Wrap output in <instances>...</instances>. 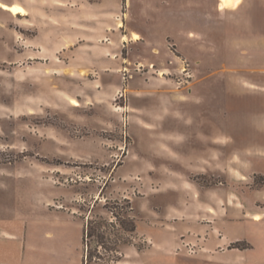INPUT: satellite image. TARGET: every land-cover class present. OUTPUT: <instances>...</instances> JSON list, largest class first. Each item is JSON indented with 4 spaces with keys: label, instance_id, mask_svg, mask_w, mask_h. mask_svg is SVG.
I'll return each instance as SVG.
<instances>
[{
    "label": "rangeland",
    "instance_id": "obj_1",
    "mask_svg": "<svg viewBox=\"0 0 264 264\" xmlns=\"http://www.w3.org/2000/svg\"><path fill=\"white\" fill-rule=\"evenodd\" d=\"M0 2L27 11L0 6V232H26L42 264H218L212 256L244 239L264 261V220L243 215L264 211V157L247 156L264 149V0L237 11L220 0ZM201 132L223 137L219 173L191 177L239 215L221 198L210 218L165 222L155 210L184 204L160 144ZM233 150L248 159L230 160ZM86 220L105 236L88 238L90 262Z\"/></svg>",
    "mask_w": 264,
    "mask_h": 264
},
{
    "label": "crops",
    "instance_id": "obj_2",
    "mask_svg": "<svg viewBox=\"0 0 264 264\" xmlns=\"http://www.w3.org/2000/svg\"><path fill=\"white\" fill-rule=\"evenodd\" d=\"M244 1L245 0H235L233 6L221 10L237 11L242 6ZM139 119H142V117H139ZM144 120L145 119H143V121ZM263 120L264 118H262V120L259 119V123L262 125V133H264ZM146 123L147 125H152V123L149 121ZM172 137L176 138L175 141L179 145H181V143L186 145L191 144L192 151L185 152V150L180 149V151L174 149L168 142V140L172 139ZM222 141L223 137L220 135H209L206 132H201L198 135H191L188 137L181 135H170V137L163 139L160 144L161 153L165 154L169 159H171L173 161V165L168 166L164 164L161 166V168L164 170V172H169L171 175L173 174V176H177L176 178L169 180V187L170 190L180 193V200L184 205L182 208L171 205L168 211L163 213V215L155 210L156 214L162 217V220L165 222H172L181 220L182 218H188L192 221L200 222L202 219H204V216L209 218L210 216H214L211 209L216 210L219 208V206H222L221 198L225 200L226 205L224 206H226V208L229 210V213L231 212V209H233L232 212H234L235 216L239 215L237 211L240 210L236 208L237 205H232L227 201V194L224 198L218 189H216V187L206 185L203 186L199 181L191 177L192 175L213 176L216 175V173H219L217 172V166L220 162V143ZM248 151L249 152L246 151L247 156L250 153H256L255 155L264 157V149ZM235 156L244 160L248 159L245 155L241 154V152L237 150L231 151L228 158L232 160ZM229 163L234 171L232 173L237 171L238 176H240L239 179H244L246 174L244 171L245 168L241 169L236 164H232V162ZM174 164L178 167H174ZM155 168L156 166L152 163H149L147 166L148 171H152ZM227 180L234 182L233 179L230 180V177ZM240 203L243 206L245 205V203ZM245 212V214L243 213L245 218L257 222L264 220V211L251 210L246 207ZM70 214L74 215L75 210H71ZM0 239L7 240L8 243V245H4L3 248H0V264H42V261H44L43 258L41 259L38 257L39 253L40 255L42 254V251H40V248L37 247V245L27 246L28 235L26 232L23 234V231H2L0 232ZM241 239H236L229 236L225 239V242L227 241L226 243H232ZM244 240L249 243V247L245 248L244 250L231 249L227 253L216 254L215 256H212V261L218 264H264V261L247 256L248 253H252L255 250V245L252 242V239ZM11 241L14 243L12 244ZM217 243L218 245L225 244L221 243V240ZM66 251V248L54 250V260L61 262L64 259L63 255L66 253ZM83 254L85 258L84 248ZM64 261H66V259H64Z\"/></svg>",
    "mask_w": 264,
    "mask_h": 264
},
{
    "label": "trees",
    "instance_id": "obj_3",
    "mask_svg": "<svg viewBox=\"0 0 264 264\" xmlns=\"http://www.w3.org/2000/svg\"><path fill=\"white\" fill-rule=\"evenodd\" d=\"M127 202L129 203V200ZM125 223H126L125 220L121 221L122 225H124ZM132 223L133 224H132L130 230L134 232L136 229L135 221H133ZM93 236H96L98 238L99 243H101V244L103 243V245L105 244V240H104L105 236L103 234L96 232L95 228L93 227V221L92 220H86L85 221V228H84V244L86 246V250H84L85 251V258H84L85 262H86V260L88 262L91 261L92 252L90 250H87V245H88V238L93 237ZM110 249L112 251L115 250V252L118 253L117 249H115V248H110ZM97 258L99 260H103V257L101 255L97 256ZM119 259H120V256H117V254H115L111 260L118 261Z\"/></svg>",
    "mask_w": 264,
    "mask_h": 264
},
{
    "label": "bare ground",
    "instance_id": "obj_4",
    "mask_svg": "<svg viewBox=\"0 0 264 264\" xmlns=\"http://www.w3.org/2000/svg\"><path fill=\"white\" fill-rule=\"evenodd\" d=\"M234 2H235V0H220V8L221 9L229 8V7L233 6ZM0 6L4 10H6L8 12H11L15 16H18V15H26V13H27L26 9L22 5H20L19 3L8 4V3L0 2ZM12 8H20V9H23V11L22 12H19V13L13 12V11H11ZM137 37H138V35L135 34L134 35V38H137ZM73 101H75V103H74L75 105H79V102L76 99H73L72 100V103H73ZM263 215H264V213H263Z\"/></svg>",
    "mask_w": 264,
    "mask_h": 264
},
{
    "label": "snow or ice",
    "instance_id": "obj_5",
    "mask_svg": "<svg viewBox=\"0 0 264 264\" xmlns=\"http://www.w3.org/2000/svg\"><path fill=\"white\" fill-rule=\"evenodd\" d=\"M11 11L19 13V12H22L23 9H20V8H12ZM73 103H75V101H73Z\"/></svg>",
    "mask_w": 264,
    "mask_h": 264
},
{
    "label": "built area",
    "instance_id": "obj_6",
    "mask_svg": "<svg viewBox=\"0 0 264 264\" xmlns=\"http://www.w3.org/2000/svg\"><path fill=\"white\" fill-rule=\"evenodd\" d=\"M185 70V69H184Z\"/></svg>",
    "mask_w": 264,
    "mask_h": 264
}]
</instances>
